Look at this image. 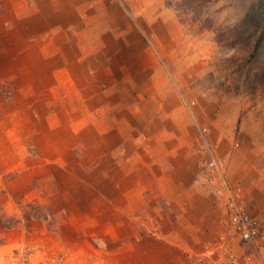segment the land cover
<instances>
[{
  "label": "rangeland",
  "instance_id": "374dc122",
  "mask_svg": "<svg viewBox=\"0 0 264 264\" xmlns=\"http://www.w3.org/2000/svg\"><path fill=\"white\" fill-rule=\"evenodd\" d=\"M68 1L45 19L51 22L43 25L44 37V20L40 27L24 24L25 53L40 51L45 76L55 77L59 89L43 92L46 83H17V75L0 83V264H184V249L174 255L171 243L182 246L184 222L191 230L200 216V224L213 220L209 226L220 230L205 242L199 236L185 264L264 262V241L244 245L228 225L232 207L264 222L258 213L264 209V82L236 72L249 55L242 37L253 27L248 9L258 0H216L184 11L177 9L181 0H76L79 17L71 12V27ZM25 2L26 9L45 6ZM86 2L93 6L87 13L79 10ZM117 52L124 66L116 64ZM259 58L264 61L261 51ZM29 62L30 70L42 64L40 56ZM20 99L33 102L31 114L13 109ZM133 138L154 145L153 164L166 156L184 161L188 150L195 156L190 189H183L182 161L181 191L176 169L174 178L151 182L162 187L161 196L137 198L159 225L124 227L117 213L120 185H134L124 173L143 168L147 186L152 172L131 161L140 149ZM211 161L216 167H205ZM176 216L181 225L173 227ZM141 231L153 237L141 249L157 256L130 251Z\"/></svg>",
  "mask_w": 264,
  "mask_h": 264
},
{
  "label": "crops",
  "instance_id": "0c3cea01",
  "mask_svg": "<svg viewBox=\"0 0 264 264\" xmlns=\"http://www.w3.org/2000/svg\"><path fill=\"white\" fill-rule=\"evenodd\" d=\"M64 1H68V0H64ZM43 2H45V6L43 3L40 2V4L38 3L37 8L36 9H26V2L25 0H0V83H2V80H6L9 77L12 76H16L17 75V80L16 82L18 83L20 82H24V81H33V82H38L39 85H41L42 83H46V85H42V90L44 91H48V92H54L55 89H59V87L55 84V80L56 78L54 77V79L52 78V75H48V73H46V76L49 77V80L52 81L51 82L47 81L46 82V76H45V70H46V65L44 62V56L40 54V51L37 52L36 47H32L33 48V52L31 53H25L28 46H27V32L26 30H24V24H27V22L29 24L33 23L36 25H33L34 27H40L41 29L40 31L42 32V37H44V35L48 34L45 30L46 28L43 27V25H45V22H51L49 20H46L47 18H49L50 16H52L55 12L56 14L60 13L56 10L61 9V5L60 3L62 2V0H43ZM77 1L76 0H69L68 3L69 5L65 6L64 8L66 9V13L67 15L70 17V20L67 22V26L71 27L74 25V20L72 18V11H73V17L76 19V17H79V13L77 11ZM82 7H79L81 10L82 8L85 9V13L90 12L92 10V4L91 2H86L85 6L83 7V4L81 5ZM90 9V10H87ZM41 20H44L42 25L39 26ZM32 25V24H31ZM119 26H116V29L114 28V30H118ZM113 30V31H114ZM33 32V31H31ZM49 32V31H48ZM53 32L54 28H53ZM51 33V32H49ZM20 41L22 42L20 44ZM120 43L124 44L123 41H121ZM80 44H82L83 46H88L86 40H83L82 42H80ZM46 45V44H45ZM43 45L44 47H40L41 52H48L46 50V46ZM68 45V44H66ZM65 46V45H64ZM69 46V45H68ZM46 47V48H45ZM71 52L68 50V52L75 54L76 56L78 55V52L76 50H73L72 47H70ZM54 53V52H53ZM52 53V55H53ZM40 56L42 64L37 63V66H39V68L37 67L36 70H33L28 67V64L30 63L29 60H35ZM55 56V55H54ZM53 56V57H54ZM51 57V58H53ZM50 58V57H49ZM39 62V61H38ZM116 64L117 65H123L126 64V58L124 57V54H121L119 52H117V56H116ZM42 66V68H41ZM41 68V69H40ZM56 70V68H54ZM40 70H42L41 72L44 73V76L42 77V75L40 74ZM58 71V70H57ZM37 75V77H36ZM52 78V79H51ZM19 88V86H17ZM17 92H25V90L23 89H16ZM25 95L21 96V99L24 98ZM134 97V96H133ZM21 99L19 101H17L16 103H14L13 105H15L13 109H16V111L22 112L23 114H31L32 110L30 107H32V103L33 102H26L27 104L23 105V102H21ZM27 101V100H26ZM20 103V105L18 106V104ZM168 110H170V108L172 107L171 104H168ZM177 106V105H176ZM177 109L176 108H172ZM60 112V110H58ZM35 112V111H34ZM54 112H57L56 110ZM150 139H152L153 142H151V144H154V141H156L158 139V136H150ZM134 139V144L138 147H140L138 153L137 151L134 152L133 157L131 159V161L133 162V164L136 163H140L141 161H143L148 169V173L152 170V172H150V181L149 184H145L147 186H144L141 184V180L146 181V179L144 178L145 175H142L143 172V168L141 169H137V168H133L132 173H124L125 175L122 176L124 179L127 178H133L134 179V185H139V186H134L132 185L131 188L128 185H120L122 184V182L120 181V190H122V197H123V201L118 203L116 209H117V213L118 216L120 218H122L123 220V226L124 227H129V226H133L134 223L139 222V224L147 227L148 225L153 226V225H159V220L158 219H154L153 217L150 218V209L148 210V207L146 206H138L136 205V200L137 198H140V200H144L147 197L148 199H153V195L152 194H157L158 196H161V191L160 188L162 187H158L157 185L152 184L151 182L154 181V179H169V178H174V174L176 172L177 169V178H175L174 183L177 184L176 185V189H181L180 185L182 182V179L180 178V176L178 175V166L179 164H181V162L183 161L182 159H180V157L176 158V159H169V156H166L165 158H160V160L158 161L156 159L155 164H153V160H148L149 157H151V153L154 151L153 150V146H150L151 148H147L145 147L146 144H144L142 142L141 139L138 138H133ZM161 142V141H160ZM160 142H158L156 144V146H161ZM148 143V145H151ZM189 154H185L184 155V187L183 189L187 191L186 186H189L190 184H192L194 182L193 177L195 175V169L193 166V162L195 159L194 154L191 152V150H188ZM147 153H149V155H147ZM125 160V157H123ZM182 162V163H183ZM131 170H127V171H131ZM138 178L139 182H135V179ZM123 179V180H124ZM147 182V181H146ZM142 185V186H141ZM191 187V186H190ZM130 189H132V191H130ZM177 190V191H179ZM181 191V190H180ZM149 192V196H146V193ZM194 193V192H193ZM195 195H197L196 193H194ZM196 197V196H195ZM167 200H170V198H166ZM264 207V206H262ZM137 212V214H136ZM187 213V211L184 209V214ZM258 213H261L262 215H264V209L260 210ZM177 212L176 210L174 211V215H176ZM215 215V213L208 212L207 214H205L204 216L206 217L207 220H210L213 216ZM185 216V215H184ZM201 217V216H200ZM200 217L197 219V222L195 225V227L193 229H186L185 227L188 225L187 222H184V242L181 240L182 246L175 244V243H171L170 241V237L172 236H166L167 238L164 241H168L169 243L173 244V248H172V253L174 255H181L182 254V250L184 249V264H185V258L189 252L188 247L190 248H194L196 247V242L198 240V237L200 238V240L203 238V241H208L211 240L210 236L214 235V233L218 232L220 229L218 228L219 225H217V223L209 226L210 224H212V221L209 224H205L202 223L200 224L199 221L201 220ZM172 221V219H169ZM174 223L172 224L173 227L176 226H180L181 224H177V216L173 217ZM193 220V218H192ZM165 223H170V221H168L167 218H164ZM164 235H168L164 232ZM202 235V236H201ZM194 238V239H193ZM175 239H177V237H175ZM193 239V241H191ZM151 240H153V237L148 236L146 232L141 231L139 234V237L133 240L132 243L128 244L131 248L130 251L135 253V256L137 257H145V256H149V257H153V256H157L155 254L153 255H147L148 251H143L141 249V244L144 242H151ZM204 241V242H205ZM178 246L180 248H182V250H177ZM198 248V244L196 249ZM173 257V256H172Z\"/></svg>",
  "mask_w": 264,
  "mask_h": 264
},
{
  "label": "trees",
  "instance_id": "16d2710c",
  "mask_svg": "<svg viewBox=\"0 0 264 264\" xmlns=\"http://www.w3.org/2000/svg\"><path fill=\"white\" fill-rule=\"evenodd\" d=\"M216 0H181L177 5V9H197L205 7L208 3ZM249 12L254 16L253 27L249 26L250 31L242 37V41L247 50H249L248 58L242 59L240 63H236V72H242L247 79L254 77L256 82H264V61L259 58V52L264 53V0H258L251 3ZM251 20V19H250ZM257 57V59H256ZM259 70V73L256 72Z\"/></svg>",
  "mask_w": 264,
  "mask_h": 264
},
{
  "label": "built area",
  "instance_id": "2783aa9c",
  "mask_svg": "<svg viewBox=\"0 0 264 264\" xmlns=\"http://www.w3.org/2000/svg\"><path fill=\"white\" fill-rule=\"evenodd\" d=\"M205 167H216L214 161L205 164ZM232 203V202H231ZM228 225L238 241L249 246H257L264 241V222L259 221L251 216L242 208L232 207L229 209ZM232 259L231 264H237V261ZM244 264H264L258 259L248 258Z\"/></svg>",
  "mask_w": 264,
  "mask_h": 264
}]
</instances>
